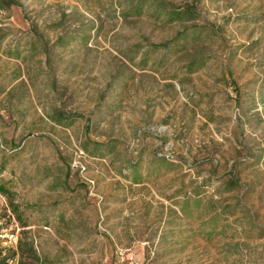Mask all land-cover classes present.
<instances>
[{
	"label": "rangeland",
	"instance_id": "374dc122",
	"mask_svg": "<svg viewBox=\"0 0 264 264\" xmlns=\"http://www.w3.org/2000/svg\"><path fill=\"white\" fill-rule=\"evenodd\" d=\"M0 184L24 264H264V0H0Z\"/></svg>",
	"mask_w": 264,
	"mask_h": 264
},
{
	"label": "trees",
	"instance_id": "16d2710c",
	"mask_svg": "<svg viewBox=\"0 0 264 264\" xmlns=\"http://www.w3.org/2000/svg\"><path fill=\"white\" fill-rule=\"evenodd\" d=\"M170 14V20L171 21H177V20H181L184 17H188L189 15H193L192 11H187L185 13H179V12H172L169 13ZM194 17V16H193ZM193 35L196 36V31L193 32ZM0 193L4 194L8 197H11L12 193L10 192V190L5 186L0 184ZM14 213H18V210H14ZM7 249L6 248H2L1 247V240H0V264H13L15 262H17L18 264H24L22 262H18L16 261V253L15 254H7Z\"/></svg>",
	"mask_w": 264,
	"mask_h": 264
}]
</instances>
